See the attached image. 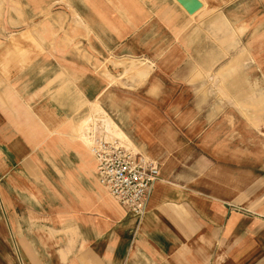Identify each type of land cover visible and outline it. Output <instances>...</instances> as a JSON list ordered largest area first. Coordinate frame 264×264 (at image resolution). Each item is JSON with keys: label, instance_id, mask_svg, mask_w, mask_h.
I'll return each instance as SVG.
<instances>
[{"label": "crops", "instance_id": "0c3cea01", "mask_svg": "<svg viewBox=\"0 0 264 264\" xmlns=\"http://www.w3.org/2000/svg\"><path fill=\"white\" fill-rule=\"evenodd\" d=\"M201 14L183 29L151 24L111 51L145 62L138 86L122 93L77 77L76 102L39 104V133L0 149V264H264V117L229 114L211 102L204 71L164 74L156 64L252 60L264 46V25L259 13L250 25L227 12ZM227 46L235 47L231 55ZM179 77L187 81L173 80ZM250 78L252 93L264 86L259 74ZM98 100L107 117L94 124L101 136L157 162L159 177L140 217L99 187L92 157L66 122ZM245 156L260 167L242 168ZM249 173L251 215L244 216L226 206L243 194Z\"/></svg>", "mask_w": 264, "mask_h": 264}, {"label": "rangeland", "instance_id": "374dc122", "mask_svg": "<svg viewBox=\"0 0 264 264\" xmlns=\"http://www.w3.org/2000/svg\"><path fill=\"white\" fill-rule=\"evenodd\" d=\"M196 3L199 8L189 13L187 8ZM208 11L212 16L227 12L232 20L238 19L249 25L259 13L261 26L264 25V0H0V149L9 151L12 144L20 143L19 139L27 138L29 142L39 133L34 126L39 119V104L53 101L54 106V101L64 97L68 100L74 97L72 100L76 102V95L81 97L76 93L77 77L84 76V83L94 82L99 87L103 85L101 87L121 92L124 86H138L139 70L145 62L115 58L111 51L126 38L138 37L151 24H174L177 29H183L195 20L196 14ZM263 32L264 27L260 33ZM261 40H264V34ZM234 48L227 46L229 54ZM232 57L221 62L173 60L156 64L164 74L204 71L206 76L201 84L210 87L211 102H221L229 114L243 111L245 117H264V86L257 85L254 90L259 93H252L250 85L252 75L259 74L260 83L264 80V46H261L260 57H252V60L239 62ZM19 58L27 62H19ZM149 67H155V64L149 63ZM243 78L244 84L241 83ZM173 80L187 81V78ZM236 89H243V93L237 94ZM77 99L80 103L81 99ZM100 105L99 100L88 103L85 107L89 108L82 114L78 111L66 119L76 129V135L74 128L70 133L86 150L88 134L101 136L103 133L99 132L101 126L94 125L105 123L107 119ZM200 128L201 133L196 139L204 135L206 127ZM245 141L244 145L251 146L246 135ZM9 156L11 163L13 157ZM148 160L157 166V162ZM251 160L245 156L239 165L248 171L258 169L259 165L252 166ZM227 161L232 164L236 159L228 158ZM260 186L262 189V183ZM254 192L257 194L258 190ZM252 194L249 173L243 194L237 197V203L226 206L227 209L250 216ZM260 194H264V190H260Z\"/></svg>", "mask_w": 264, "mask_h": 264}, {"label": "built area", "instance_id": "2783aa9c", "mask_svg": "<svg viewBox=\"0 0 264 264\" xmlns=\"http://www.w3.org/2000/svg\"><path fill=\"white\" fill-rule=\"evenodd\" d=\"M88 135L87 150L94 161L99 187L123 210L142 216L159 177L157 166L117 138Z\"/></svg>", "mask_w": 264, "mask_h": 264}, {"label": "water", "instance_id": "95a60500", "mask_svg": "<svg viewBox=\"0 0 264 264\" xmlns=\"http://www.w3.org/2000/svg\"><path fill=\"white\" fill-rule=\"evenodd\" d=\"M185 8H187V6ZM198 8H199V5L196 3V4H194V6L189 7L190 10L188 8H187V10L189 13H193V11H195Z\"/></svg>", "mask_w": 264, "mask_h": 264}]
</instances>
